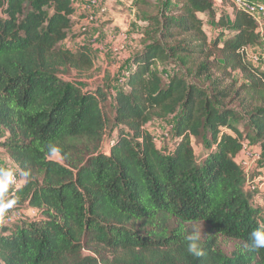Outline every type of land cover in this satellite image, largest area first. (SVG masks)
I'll use <instances>...</instances> for the list:
<instances>
[{
	"label": "trees",
	"instance_id": "1",
	"mask_svg": "<svg viewBox=\"0 0 264 264\" xmlns=\"http://www.w3.org/2000/svg\"><path fill=\"white\" fill-rule=\"evenodd\" d=\"M165 9L149 18L148 43L115 81L110 111L106 87L63 78L93 64L89 50L60 47L76 12L70 1L0 0V146L23 181L9 196L13 208L40 215L0 229V264H264L249 239L264 209L235 161L248 141L235 123L245 119L264 167V72L245 53L264 37L252 16L234 6L217 14L213 0H167ZM199 14L230 36L209 42ZM198 54L205 60L190 71L198 82L166 78L167 65ZM234 73L237 88L225 85ZM169 117L166 152L148 127ZM189 224L210 233L199 258L183 240ZM218 237L236 243L230 256Z\"/></svg>",
	"mask_w": 264,
	"mask_h": 264
},
{
	"label": "rangeland",
	"instance_id": "2",
	"mask_svg": "<svg viewBox=\"0 0 264 264\" xmlns=\"http://www.w3.org/2000/svg\"><path fill=\"white\" fill-rule=\"evenodd\" d=\"M232 2L233 0H228L225 4H222L221 0H213L217 14H219L220 12H224L226 17H228L233 6ZM166 3L167 0H116L111 2L113 9H110V11L105 14L104 21L91 23L82 22L81 18H84L85 14L80 11H76V15H74L72 18L73 25L69 31L68 38L60 45V47L72 52H75L80 48L89 50L91 52L93 64L92 67L88 70H83L82 72L71 71L69 74L63 75L64 80H66L67 82L78 83L80 85L91 88H94L95 86L106 87L108 89L107 94L109 98V110L111 111V101L114 94L113 91L117 86L115 85V81H118V79L120 78H124L123 73L124 69L127 67L129 58L133 55V53L141 50L148 43V41L146 40V34L149 33L152 29L151 23L148 20L149 18L161 15L163 12L167 13L168 11L167 9H165ZM115 11L116 13H122V11L127 12L128 15L126 17V20H123V24L125 26H128L126 30L124 29L125 31L117 29L119 27H117L118 25L114 23L115 19L111 14ZM198 16L203 20V31L205 32L209 42H212L214 38L217 37L221 32H223L226 36H230V32H228L226 29L222 30L217 26L216 19L215 21H212L210 16L207 14H199ZM97 25L100 26V29L98 32H95L94 26ZM259 30L264 37V21ZM105 35H108L110 37V40L113 44L116 43L117 45V41L119 39L121 42H124L125 45H122L123 49L114 51V48L117 47L115 45V47L112 46L111 49L106 48L104 49V51L98 52V50L96 49L97 46L95 45H99L101 37H105ZM183 38L185 39L187 38V36L181 37L180 39ZM223 40H225V37L223 38ZM258 46L259 48H249V56L259 51L264 52V42ZM183 59L188 62V65L182 64L180 63V61L175 59L173 61L174 64L167 65V68H164L167 72L166 78L178 74L181 76H185L187 79L192 80L193 82H198L197 79L193 77L194 73L192 72H194L198 64L205 60V56L198 54L184 56ZM249 64L256 69L264 72V61L256 64H253L249 61ZM190 71H192L191 74ZM231 81H236L238 83L236 88L243 83V80L237 73H234L230 80H226L225 85L230 84ZM238 103L239 101H235L231 107H233V109H235L243 118V114L237 106ZM172 120V117H169L164 121L155 120L148 127L149 132L156 139L155 142L158 146V149H164L166 152H168L172 148L171 137L169 135L168 137L161 138V134L167 129L172 130L170 128ZM235 126L242 136L245 137L246 135H248L247 144L249 146L255 147L253 131L249 128L245 119L239 120V122L235 123ZM114 136L115 134L112 131L111 123H109L107 127L106 138L102 147L103 150L109 151ZM192 146L197 158H200L204 155V148L201 145H196V142L194 140H192ZM54 159L59 160V157L54 156ZM262 166L263 163L261 167ZM0 167L12 168L15 170V165L9 160L7 155L1 149V146ZM255 174L256 171H254L250 176H254ZM21 184H23V181ZM39 217L40 215L35 209L12 208L9 210L5 217H0V229L8 228L9 230H12L21 222L33 221L38 219ZM169 226H173L172 222H170ZM186 228L187 231H191L193 228L201 229V241H204L210 234L202 224H189L186 226ZM235 244V242L225 240L223 238L218 237L216 239L217 248L226 256H230L233 253L236 247Z\"/></svg>",
	"mask_w": 264,
	"mask_h": 264
},
{
	"label": "built area",
	"instance_id": "3",
	"mask_svg": "<svg viewBox=\"0 0 264 264\" xmlns=\"http://www.w3.org/2000/svg\"><path fill=\"white\" fill-rule=\"evenodd\" d=\"M69 1L76 11H80L85 14L84 21L91 23L104 21L105 14L109 12L113 7L111 2L116 0ZM232 3L237 10L245 12L252 16L258 24V29H260L264 21V0H233ZM245 53L248 62L250 61L251 63L256 64L264 61V52L259 51L249 56L247 48L245 50ZM168 136L169 135H167L166 133L164 134V137ZM154 141H156L155 138ZM235 161L246 177L248 190L253 194V203L259 205L262 209H264V167H261L263 163L262 152L259 149L253 148L247 143H244L242 144L241 150L236 156ZM254 171H256V174L254 176H250ZM17 184H20V181L18 179Z\"/></svg>",
	"mask_w": 264,
	"mask_h": 264
},
{
	"label": "clouds",
	"instance_id": "4",
	"mask_svg": "<svg viewBox=\"0 0 264 264\" xmlns=\"http://www.w3.org/2000/svg\"><path fill=\"white\" fill-rule=\"evenodd\" d=\"M22 175L27 177L28 173L23 172ZM15 185H17L16 171L12 168L0 167V217H5L16 203V200L9 196L10 187ZM201 236V229L197 228L183 235L188 253L197 258L203 255ZM249 239L250 250L264 249V225L252 231Z\"/></svg>",
	"mask_w": 264,
	"mask_h": 264
},
{
	"label": "crops",
	"instance_id": "5",
	"mask_svg": "<svg viewBox=\"0 0 264 264\" xmlns=\"http://www.w3.org/2000/svg\"><path fill=\"white\" fill-rule=\"evenodd\" d=\"M113 9V8H112ZM76 13L77 12H75L74 13V15H76ZM112 14V16H113V18L115 19V24L116 25H118L117 27H119V28H117V29H121V31H125L126 30V28L128 27V26H125L124 24H123V20L125 21L126 20V17H127V12H125V11H122V13H116V11L115 12H113V13H111ZM73 15V16H74ZM201 15V14H200ZM73 18V17H72ZM81 21L82 22H85L84 21V18H81ZM95 27V32H98L99 31V29H100V26H94ZM103 27V26H102ZM125 29V30H124ZM104 36H102L101 37V39H100V44L99 45H95V46H97L96 47V49L98 50V52H101V51H104V49H106V48H108V49H111L112 48V46L113 47H115V45H116V43H112L111 42V40H110V37L108 36V35H105V37L103 38ZM264 42V40L262 41V43ZM117 43L119 44H117L116 46V48H114L115 50L114 51H116V50H120V49H123V46L125 45V43L124 42H121L120 41V39L117 41ZM123 45V46H122ZM250 49H254V48H259V46H253V47H249ZM249 48H248V52L250 51L249 50Z\"/></svg>",
	"mask_w": 264,
	"mask_h": 264
}]
</instances>
